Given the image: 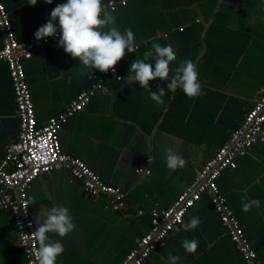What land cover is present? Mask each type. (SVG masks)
I'll return each instance as SVG.
<instances>
[{
    "label": "crops",
    "instance_id": "1",
    "mask_svg": "<svg viewBox=\"0 0 264 264\" xmlns=\"http://www.w3.org/2000/svg\"><path fill=\"white\" fill-rule=\"evenodd\" d=\"M16 37L26 41L50 19L51 11L66 0L47 4L37 0H1ZM110 0H102L105 5ZM115 26L131 29L137 45L115 70L122 80L104 79L82 111L67 119L58 133L62 151L70 152L123 193L122 209H113L104 196H91L69 173L53 170L36 178L28 189L34 226L53 206L69 210L76 225L64 238L65 251L56 264H119L150 227V213L166 209L191 182L202 164L237 129L264 86V0H112ZM125 1V5H120ZM110 11V10H109ZM58 24V23H57ZM58 40L35 47L24 61L36 123L44 125L60 115L76 94L89 90V70L59 48ZM171 45L176 60L170 63L168 81L149 82L150 92L166 91L164 103L150 98L148 88L127 80L130 65L152 44ZM1 47V36H0ZM197 67L202 94L187 97L182 90H167L173 71L182 61ZM152 63L153 70L155 67ZM19 122L6 64L0 60V159L17 141ZM173 147L186 160L183 168L166 166L165 149ZM148 157L151 162L148 163ZM141 171V172H140ZM218 187L245 231L246 238L264 264V146L255 145L236 160V168L224 171ZM258 200L260 206L244 211L242 204ZM142 211V214H138ZM193 216L199 225L185 231ZM143 264H246L229 239L208 194H202ZM197 239L189 254L184 239ZM9 213L0 211V264H24Z\"/></svg>",
    "mask_w": 264,
    "mask_h": 264
},
{
    "label": "built area",
    "instance_id": "2",
    "mask_svg": "<svg viewBox=\"0 0 264 264\" xmlns=\"http://www.w3.org/2000/svg\"><path fill=\"white\" fill-rule=\"evenodd\" d=\"M120 5L124 6L125 1H121ZM105 6L113 11L116 3L110 0ZM56 26L58 31L54 37L40 41L31 37L26 41H19L9 14L0 0V60L8 69L19 122L16 143L0 159V211L9 213L12 218L17 245L25 258L24 264H34V252L38 246L34 239L28 237L35 231V226L27 194L31 183L39 176L53 170L65 171L79 181L91 196L106 197L108 205L113 209L124 207V195L120 189L106 184L72 153L62 151L58 138L61 126L67 119L82 111L91 97L102 90L106 77L121 78L116 70L114 73L112 70L107 73L97 70L91 75L93 85L89 90L79 91L60 115L50 117L44 125L38 126L36 123L24 61L31 57V51L35 47L47 45L60 38L59 26ZM116 80L120 81L122 78ZM255 145L264 146V86L258 89L241 125L202 164L194 179L186 184L171 205L150 213L148 231L138 239L135 247L119 264H143L165 237L183 224L185 215L205 193L210 196V202L221 225L243 261L246 264H260L243 227L218 187L221 174L228 169H235L237 158ZM138 214H142V211H138Z\"/></svg>",
    "mask_w": 264,
    "mask_h": 264
},
{
    "label": "clouds",
    "instance_id": "3",
    "mask_svg": "<svg viewBox=\"0 0 264 264\" xmlns=\"http://www.w3.org/2000/svg\"><path fill=\"white\" fill-rule=\"evenodd\" d=\"M52 4V0H44ZM37 0H29V4L35 6ZM115 16L102 4V0H66L58 4L50 13V19L35 33L37 41L54 37L59 26L60 38L58 47L73 59H78L82 66L79 75H84L91 69L107 73L109 70L115 72V66L125 57V49L128 53L136 52L137 45L134 33L131 29L121 33L115 26ZM176 60L172 46H161L152 44V49L143 53V59L137 58L132 62L127 80L138 83L142 88H148L149 82L159 78L168 81L170 75V63ZM155 62L153 70L152 63ZM174 74L167 83V90L175 92L177 89L189 98H195L202 94V85L199 82V73L196 65L191 60H185L178 67L171 70ZM116 79H121L117 77ZM157 92H150V98L157 104L164 103L162 97L166 95L163 88ZM151 158L148 157V163ZM166 166L171 170L183 168L186 160L173 147L165 149ZM253 206L259 207L258 200L244 202L242 208L249 211ZM200 223L197 216H193L188 223L183 224L185 231L195 229ZM31 227V225H29ZM76 228L73 217L69 210L63 206H53L47 210L43 217L39 216L36 221L35 231L30 239H34L37 248L34 252V264H56V259L64 251V245L60 241L50 240L48 234L55 233L64 238ZM183 249L189 253H195L198 248V240L184 239ZM32 249H30L31 251ZM180 257L168 254L169 264H178Z\"/></svg>",
    "mask_w": 264,
    "mask_h": 264
}]
</instances>
